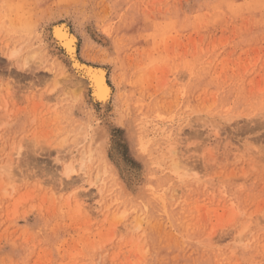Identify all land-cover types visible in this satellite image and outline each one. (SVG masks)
I'll return each instance as SVG.
<instances>
[{"label": "rangeland", "instance_id": "rangeland-1", "mask_svg": "<svg viewBox=\"0 0 264 264\" xmlns=\"http://www.w3.org/2000/svg\"><path fill=\"white\" fill-rule=\"evenodd\" d=\"M0 83V264H264V0H0Z\"/></svg>", "mask_w": 264, "mask_h": 264}, {"label": "bare ground", "instance_id": "bare-ground-1", "mask_svg": "<svg viewBox=\"0 0 264 264\" xmlns=\"http://www.w3.org/2000/svg\"><path fill=\"white\" fill-rule=\"evenodd\" d=\"M68 25V24H67ZM65 25V24H60L56 27H54L55 29L53 30V35H54V38H55V43L57 44V47H61L63 48V50L65 52H63V56L65 58L67 57H75L77 56V37L75 36V34H71L70 33V29L68 28V26ZM54 43V44H55ZM168 46V45H167ZM54 48V47H53ZM56 48V47H55ZM19 49H15V51L13 50V54L11 53V57L12 55L15 56V58L18 56V55H15L17 53ZM25 50V49H24ZM58 50V48H57ZM37 51V50H35ZM19 52V51H18ZM19 54V53H18ZM67 55V56H66ZM10 57V60H12V58ZM68 60V59H67ZM71 60V59H70ZM75 61V60H74ZM12 62V61H11ZM51 62V61H50ZM59 64L61 66H65L63 62H61L59 60ZM71 64V63H70ZM59 67V66H58ZM25 68V67H24ZM66 68V66H65ZM63 68V70L61 71V73L65 70L66 74L68 73V75H65V74H62L63 76H66L64 78H68L69 80L73 81L75 84L77 83H80V85H78V87H75L77 89H75L76 91L78 90V88H80L79 90L81 89H84L85 87L86 88H89V92H90V89H92V96L94 98L95 101H98L100 102L103 106L106 105L109 100L111 99L112 97V89L110 88L109 84H108V81H107V71L105 68L103 67H93V66H88V65H82L81 63H79V61H75L74 64L70 67V69H75L77 71V73L79 72L80 75L76 74L75 73H72V70L70 71V69L68 70V68ZM46 71V70H45ZM49 72V71H48ZM64 72V73H65ZM74 72V70H73ZM32 74V73H31ZM97 74H99V81L97 82ZM61 75V74H60ZM61 75V76H62ZM16 76V75H15ZM34 76V75H33ZM63 78V77H61ZM15 80V79H14ZM85 86L83 88L82 87H79L81 86L82 84ZM103 85L104 89H105V94L104 96L101 98L99 96L96 95V91H97V87L99 86V84ZM1 84V83H0ZM7 85V84H6ZM5 88V87H3ZM11 90V89H10ZM85 90V89H84ZM87 90V89H86ZM83 91V90H82ZM75 92V91H74ZM80 92V91H79ZM81 93V92H80ZM1 94V92H0ZM7 94V93H6ZM75 96L77 97L79 93H74ZM84 94V93H83ZM83 94H79V95H83ZM1 96V95H0ZM91 96V95H90ZM2 97V96H1ZM120 98V97H119ZM2 99L4 100V97H2ZM93 102V101H92ZM7 103V102H6ZM5 103V104H6ZM95 103V102H94ZM3 108V107H2ZM9 114V112H8ZM101 129V128H100ZM99 133H101V131H99ZM100 135V134H99ZM98 136V135H97ZM99 138V137H98ZM93 149V148H92ZM91 149V150H92ZM89 151V152H84L81 156L82 158V167L84 168V164H85V161L89 160V158H91V155H92V151ZM176 155V154H175ZM103 160H106L105 158ZM89 162V161H88ZM105 165H106V162L104 161ZM178 164H176V167H177ZM6 167H4L5 169ZM68 171V177H70V174L72 172L75 171V169L73 168V166H70V167H67L66 168ZM105 169H106V166H105ZM7 171V170H6ZM83 172V171H82ZM112 174V173H111ZM99 179V178H98ZM248 223V221H247Z\"/></svg>", "mask_w": 264, "mask_h": 264}, {"label": "snow or ice", "instance_id": "snow-or-ice-1", "mask_svg": "<svg viewBox=\"0 0 264 264\" xmlns=\"http://www.w3.org/2000/svg\"><path fill=\"white\" fill-rule=\"evenodd\" d=\"M98 81H99V74H97V82ZM104 94H105V89H104V87H103V85L101 83L97 87L96 95L102 98L104 96ZM261 117H262V119H264V113H261ZM56 163L59 164V160L58 159H57ZM64 175H68V173H64ZM69 178L72 179V177H69Z\"/></svg>", "mask_w": 264, "mask_h": 264}]
</instances>
